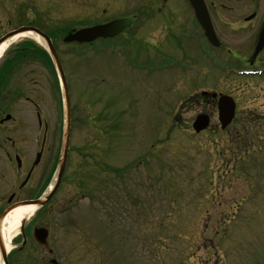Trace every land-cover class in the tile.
Returning <instances> with one entry per match:
<instances>
[{
	"label": "rangeland",
	"instance_id": "obj_1",
	"mask_svg": "<svg viewBox=\"0 0 264 264\" xmlns=\"http://www.w3.org/2000/svg\"><path fill=\"white\" fill-rule=\"evenodd\" d=\"M111 3L67 0L68 23L80 12L91 19L106 4L127 11L120 0ZM10 15L4 8L2 22ZM222 26L217 29L225 42L242 37ZM176 46L159 42V58L151 53L138 69L113 54L99 57V72L92 51L66 58L73 151L58 198L75 199L65 213L56 210L62 203L52 204L50 228L59 251H75L72 264H264V139L242 156L255 140L253 131L240 130L236 141L237 120L220 130L216 107L197 92L217 89L240 100L237 88L258 80L227 73L235 61L224 46L209 51L197 39ZM186 49L190 54L182 58ZM173 69L181 71L169 73ZM38 79L52 85L45 112L59 128V78ZM199 113L213 116L214 132H193ZM237 150L242 157L234 159ZM121 170L126 178H118Z\"/></svg>",
	"mask_w": 264,
	"mask_h": 264
},
{
	"label": "flooded vegetation",
	"instance_id": "obj_2",
	"mask_svg": "<svg viewBox=\"0 0 264 264\" xmlns=\"http://www.w3.org/2000/svg\"><path fill=\"white\" fill-rule=\"evenodd\" d=\"M110 1L95 0L99 4ZM74 2L80 3L81 0ZM120 2L127 8L124 13L110 11L111 5L106 4L108 8L93 11L92 18L89 19L91 22H87L89 26L125 17L133 20L119 35L100 37L92 42L94 57L99 58L109 52L122 58L131 69H138L140 65L147 64L145 61L151 53L159 58V42H167L174 48L179 44L191 45L195 42L196 30L201 29L193 18V11L187 0ZM205 2L218 35V25L225 23L230 34L242 36L238 42L237 38L228 41L236 42L237 46L225 45L227 55L234 57V66L237 65L241 70L264 71V48L261 52L254 53L264 23V0ZM66 7L67 0H0V15L4 8L11 14L4 22L0 18V39L5 33L20 27H29L44 35V38H38L41 42L35 37L21 39L9 46L0 59V264H66L67 261L72 264L77 261L71 257L74 250L66 255L59 251L60 239L53 232L54 229L50 228L52 204L62 203L65 208L75 199V196L58 198L65 173L54 196L38 213L25 218L21 228L10 231L12 234L4 230L5 219L10 211L23 202L44 197L56 174L62 135L51 124L45 112L52 85L42 86L38 78L51 77L56 72L45 44L48 41L46 36L53 43L65 71L66 58L81 59L84 47L87 46L85 43L65 41L70 31L85 26L81 12L75 14L76 22L69 24ZM228 42L222 39V44ZM100 63L99 58L95 65L97 72ZM80 67L76 62L77 72ZM154 73L158 76L159 68ZM20 77H28L31 83L25 84L24 80L19 82ZM252 78L258 81L252 82L250 87L253 93L251 104L236 109V136L240 137L239 131L246 129L253 131L250 132L252 139H264V86L259 84L260 79L264 78V72L262 75L254 74ZM206 102L208 106L216 105V99L209 96L206 97ZM237 152L238 154H234L236 159L240 154L238 150ZM42 215L46 217L45 221L40 220ZM41 226L47 228L46 238L37 235L36 227ZM7 234L11 236L10 244L7 242Z\"/></svg>",
	"mask_w": 264,
	"mask_h": 264
},
{
	"label": "water",
	"instance_id": "obj_3",
	"mask_svg": "<svg viewBox=\"0 0 264 264\" xmlns=\"http://www.w3.org/2000/svg\"><path fill=\"white\" fill-rule=\"evenodd\" d=\"M190 1L196 10L198 20L201 22V24L203 25V27L206 30V34H207L209 40L213 44L218 45L217 37H216L215 32L211 26V22L209 20V17L207 15L206 11H205V6H204L202 0H190ZM128 22L129 21L118 20V21H114L112 23L105 24V25H97V26H93L90 28H85V29L79 30L78 32H76L74 34L70 33L69 36L67 37V40H69V41H72V40L92 41L98 36H113L116 33L120 32L124 28L125 23H128ZM23 30H28V28H22L20 30H17V31L10 33V34H7L2 40H0V44L5 39H7L8 37H11L14 34H17L18 32L23 31ZM263 45H264V28H263V32L261 35L260 43L257 47V51H259L263 47ZM50 49H51L53 58L56 61L57 66L59 68V71L61 73V79H62V83H63L64 96H65V102H66V122H65V128H64V140H63V147H62V156H61L60 166H59L60 167L59 180H60V177L62 176V173H63V169L65 167L66 157H67V153H68V149H69V136H70V129H71V126H70V124H71L70 110L71 109H70L69 92H68L66 78L64 76L63 70H62L60 63L58 61L55 50L51 44H50ZM219 107H220V111H221V116H222L223 120L226 121V122H224L226 124L229 122V120L234 115V109H235L234 102L232 101L231 98L222 96L220 98ZM207 124H208L207 116L199 115L196 118V121L194 123V128L196 129V131H200V130L204 129L207 126Z\"/></svg>",
	"mask_w": 264,
	"mask_h": 264
},
{
	"label": "bare ground",
	"instance_id": "obj_4",
	"mask_svg": "<svg viewBox=\"0 0 264 264\" xmlns=\"http://www.w3.org/2000/svg\"><path fill=\"white\" fill-rule=\"evenodd\" d=\"M34 32H36V31H24V32L18 33L16 35H14L13 37L9 38L8 40H6L0 46V59L3 56L4 51L9 46L17 43L21 39L34 38L35 37L36 40L39 41L38 38H43V35L39 34L37 36V34H35ZM39 42H41V41H39ZM45 44L47 45V43H45ZM35 210H36V207L34 205H27V206H21V207L16 208L5 219L4 230L7 231V233L9 232L10 234H12V232H10V231H12L15 228H18L22 222V219L32 215ZM10 234H7V236H6L8 240L10 239Z\"/></svg>",
	"mask_w": 264,
	"mask_h": 264
}]
</instances>
